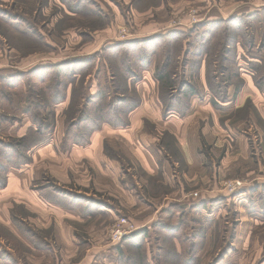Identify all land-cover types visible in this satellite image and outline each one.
Here are the masks:
<instances>
[{
	"label": "rangeland",
	"instance_id": "1",
	"mask_svg": "<svg viewBox=\"0 0 264 264\" xmlns=\"http://www.w3.org/2000/svg\"><path fill=\"white\" fill-rule=\"evenodd\" d=\"M263 33L264 0H0V75L16 73L0 80V141L5 143L0 146V193L11 174L24 171L30 175L31 194L50 207L67 208L59 223L51 209L44 219L17 205L9 217L6 212L0 223V264H264V50L259 51ZM28 57L33 60L29 65ZM70 57L83 63L60 64ZM166 60L169 71L177 75L167 92L156 81L154 94L163 101L164 119L181 118L190 110L192 97L182 91L181 83L190 85L197 100L210 95L224 105L242 95L244 101L250 99L243 101L236 119L216 109L214 120L208 117L199 127L201 157L209 165L193 164L190 177L184 176L186 192L197 197L155 204L153 193L163 190L162 182L150 179L118 152L112 157L126 174L124 182L149 185L143 191L136 188L134 204L82 186L87 170L82 166L70 173L71 149L87 147L93 134L107 131L112 144L124 150L119 133L113 135L130 130L129 117L140 106L133 109V104L142 99L138 85L146 80L144 73L154 66L155 74V67ZM219 60L224 62V84H229L226 92ZM49 62L61 66L37 72L28 82L27 75L12 80ZM199 73L209 92L199 84ZM247 82L250 92L243 91ZM55 94L58 99L50 105ZM143 95L151 97L153 91ZM28 105L31 115L26 113ZM77 109L83 110L79 122ZM144 111L138 112L141 119L145 116L138 131L148 139L158 128ZM236 121L238 126L233 125ZM25 126L29 127L24 135L16 137ZM37 128L40 135L16 144ZM161 139L158 148L179 160L169 137L164 134ZM86 140V145L79 144ZM28 143L36 145L26 150ZM44 146L50 155L40 165L35 155ZM55 156L63 160L49 167ZM182 168L176 166L175 179L170 176L173 183L182 180ZM230 184L237 187L231 190ZM166 189L169 194L173 188ZM91 195L107 204L94 202ZM138 204L151 209L136 212ZM77 205L86 210L73 208ZM103 206L110 208V220L98 219L97 223L107 221L98 229L95 211H106ZM72 209L77 210L73 216ZM118 217L133 223L137 235L112 244L109 232Z\"/></svg>",
	"mask_w": 264,
	"mask_h": 264
},
{
	"label": "crops",
	"instance_id": "2",
	"mask_svg": "<svg viewBox=\"0 0 264 264\" xmlns=\"http://www.w3.org/2000/svg\"><path fill=\"white\" fill-rule=\"evenodd\" d=\"M252 41H253L252 42L253 45L254 39ZM262 42L263 44L261 46V50H259L261 51V53L264 50V33H263ZM53 53L55 52L53 51ZM29 57L28 59L30 61H28L27 65H29L31 61H33ZM58 57L59 59H61L60 58L61 56ZM70 58L73 59V57ZM258 59L262 60L261 57ZM252 60L255 61V59ZM259 60H257L258 63H260ZM46 65H51V63L49 62ZM153 69L154 66H151L150 73L147 72L144 73L143 78L144 79L146 78V80L144 81L145 83L141 82L138 85V90L140 92V95L142 94L141 95L142 99L141 102L140 101L138 102L136 107L140 105L138 111L139 113L142 112V110L144 109L145 114H151L149 121L148 120L147 121L149 123L151 122L154 125H157L158 128L157 134L154 136L149 133L150 136L147 135L149 137V138L147 137L148 139L142 137L141 133L138 131V128L140 126V123H142L140 121L143 120L144 122L145 116L142 117L141 119L139 117V113L134 111L136 113L132 115L130 114L131 116L129 117L131 120L130 121L131 126L129 128L130 130L120 131L115 133V135H113L116 136L119 133V139L123 140L125 144L124 150H120L112 144L111 142L112 135L107 131H102L101 133L93 134L90 138V142L87 145V147L85 146L82 148L80 147L72 148L69 153V159H70L69 161L71 166L73 167L70 173L75 174V172H79L80 167L84 166L87 170L88 177L86 178L85 176L87 182L86 184L82 183V186L86 187L87 185V189L92 186L93 191L95 193H102L103 195L107 194L112 198H117L116 196H118L119 198L125 199L134 204L136 198L135 195L136 188H138L141 191H143L144 188L146 189L149 188L148 183L145 182L142 184L136 183L134 186H129V183L127 181H126L127 183L124 182L123 178L126 176V174H124L120 163L112 157L115 154L114 152H118L122 154L134 166L137 165V167H140L141 170L146 175H148L150 179H154L155 177L156 179L162 182L160 184H162L163 190L159 191L156 195L154 194L155 192L153 193L154 198L152 199V202H154L155 204L163 205V204H168L169 201H174L176 199L177 202L178 201L183 202L185 199H189L192 193L186 192V190H188L189 188L187 186V183L185 182L184 176L187 175V177H190V172L188 170L191 168L190 166H192L193 164L199 165L201 168L202 166L209 165L208 163L206 164V161H204L205 159L201 157V154L203 153L200 148V146L202 145L199 139V127H201V125L203 124L205 125L208 117L214 120L215 118L214 115H216V111H215L216 109H218V111L224 110L221 112L227 111L226 114H229L231 116L233 115L230 119L228 117L229 115H225L224 119L226 118L229 120H233L232 118L236 119V117H238V115L240 114L239 113L240 109H242L244 104L247 103L248 101L250 102L249 98L244 101V97L242 95L241 98L236 100V102L235 101L232 102L231 99L230 100L228 99L227 100L228 102H225L224 105H221L222 103L213 99L210 95L208 96L207 99L204 100H199V99L197 100V98H195L193 95L192 98L189 100L190 110L185 116L180 118L173 115L164 119L162 116L163 101L157 98V96L154 94V92H156L155 86L158 87V83L156 82L155 79H153L154 77H152V75L154 76ZM7 72L1 73L3 75H0V80L3 78H10L16 74L13 73V71H9V70ZM199 76H200L199 84L201 86H204V91L209 92L205 83L204 75L202 73H199ZM244 87H245L243 90L244 92H250L249 82H247ZM199 90L202 89L200 88ZM254 90L257 93H259L255 87ZM151 91H153V95L151 97H149L148 95H143L144 92H151ZM240 91L242 93V90ZM243 101L245 102L244 104ZM247 105L250 106V104ZM215 106L217 108H215ZM147 108L154 109V111L152 112L154 113V115L148 112ZM233 125L238 126L239 121H236ZM28 127L29 126H25L22 128V130L19 129L18 132L22 134L16 135V137L23 136L24 135L23 132H25ZM164 134L168 135L173 140L172 143L174 146L173 150L177 152V155L179 157V160L174 161L175 163L173 161H170L169 158L161 151V149L158 148V143H160V141L162 140L161 138L162 136H164ZM7 136L12 137L13 134L7 133ZM48 147H50V145ZM49 152L50 150L47 149L46 146L45 148H40L37 155H35L36 157L39 158L40 165H42L43 162L45 163V161L47 162V156L50 155ZM60 160L63 159H58L55 156V159L54 160L51 159L50 163H48L49 167H56ZM64 162L65 161H63V163ZM63 163L61 164L63 165ZM179 165L183 167L182 168L183 178H181L182 180L179 181L175 180L174 181L175 183H173L170 179L171 178L170 176H172V178L175 179L174 173L175 172L178 173L177 170L175 169L176 166L178 168ZM66 174H68V169L66 170ZM186 180L189 181V178ZM30 185H31L30 175L28 176L27 174H24V171L21 174L18 175L11 174L8 177L6 186L4 190L0 193V223L1 224L5 222L4 219L6 217V212L9 217L10 210L12 211L15 205L20 206L21 208L27 210L33 216L37 214L39 215L40 218L43 217V219L46 217V214H49L48 210L50 211L51 209L55 214L54 217H57L58 223L60 221L61 215L62 216L67 215L64 214L66 213L65 211H67L64 210L67 209L66 207H62V206L61 207L56 206V208L50 207L48 206V203L46 204L44 200L42 201L40 198H37L35 195L31 194V192L28 190ZM159 185L157 186L158 188ZM167 186L169 188H173L170 189L171 192L169 194H168L169 190L166 189ZM75 194L77 196H81V195L84 196V194L80 195V193H75ZM84 198H87V200L90 199L87 197V195L84 196ZM91 198L94 199V202L97 203L103 202L104 204H107V202L101 199H98L99 202L96 201L97 199H95L93 195H91ZM79 199L81 200L82 198ZM82 200H86V199H82ZM140 201L143 203V205L147 204L146 200H140ZM154 203H152V205H154ZM135 204H137V202ZM143 205L140 204L139 206L138 204L137 206L138 208L136 207V212H140L142 214L147 211L149 212L151 208L147 206V209H144ZM73 208H79L82 211L86 210L85 207L83 208L80 205H77L76 207ZM102 208L103 209L107 208V209L106 211L105 210L95 211L96 213H98L97 217L94 220L95 223H97L98 219H100L101 217H106V220H110V213H108L110 208L106 206L105 207L103 206ZM74 210L76 209L70 210L72 212L71 213L72 216L76 214ZM157 211H159V208L155 207V209H153V213L157 214ZM114 213L118 215L119 212L117 211ZM167 213L168 212H162V215H167ZM82 218L79 217L80 220H82ZM106 220L103 219L102 222L100 221L99 223H97L98 225L97 228L100 229L102 225H104ZM44 223L45 222L42 221V224ZM42 227L43 229H46L45 225H43ZM60 229L61 228L57 229L56 226L55 230H60ZM22 245L24 244L22 243Z\"/></svg>",
	"mask_w": 264,
	"mask_h": 264
},
{
	"label": "trees",
	"instance_id": "3",
	"mask_svg": "<svg viewBox=\"0 0 264 264\" xmlns=\"http://www.w3.org/2000/svg\"><path fill=\"white\" fill-rule=\"evenodd\" d=\"M223 60V59H222ZM222 60H219V62H220V72H219V74H220V81H221V83L223 84V85H226L224 88H225V90H224V92H226V89L228 88V85L229 84H224V81H223V74H224V71H223V68H224V62L222 61ZM80 63H83V61H80V60H76V59H72V60H69V61H66V62H63V63H60V64H62V65H67V66H77V65H80ZM259 64H261V63H259ZM263 64V66H262V72L264 73V62L262 63ZM61 65H59V64H54V65H45V66H40V67H35V69H33V71H29L28 73H26V74H22V73H20V74H18V75H16L12 80H14L15 82H17V81H19L20 80V77H22V76H24V75H27L26 77H24V78H26V80H27V82H28V80H29V77H31V76H34L37 72L39 73L40 71H42V70H50V69H54V68H59ZM168 66H169V63H168V61L166 60L165 62H164V64H163V66L162 67H155V74H154V79L159 83V85H160V89L162 90V91H164V92H167L168 90H170L171 88H172V86H173V83L175 82V80H176V78H174L173 76H176L177 74L176 73H173V72H171V71H169V68H168ZM172 74H174V75H172ZM22 75V76H21ZM183 76V75H182ZM210 78V77H209ZM11 79H8V80H2V84H6V83H9V81H10ZM223 81V82H222ZM260 82H262V78L259 80V83ZM259 83H258V85H259ZM188 86H189V88H188ZM221 86V85H220ZM181 87H182V91H187L188 92V94H189V97L191 96H193V91L192 90H190L191 89V87H190V85H188L187 83H181ZM210 87H211V85H210ZM116 90V89H115ZM178 97H180V95H177ZM225 97V96H224ZM60 98V97H59ZM56 99H58V96L55 94L54 95V98H53V100H52V102L50 103V105L51 104H53V102H54V100H56ZM88 100V99H87ZM139 102V101H138ZM138 102L137 103H135V104H133V109L136 107V105L138 104ZM89 105V102L87 101V103L86 104H84V106H82L81 108L82 109H85V108H87V106ZM37 107H39V106H35V108H37ZM48 107V106H47ZM167 107V106H166ZM31 108H32V106H30V105H28V110L26 111V113L28 114V115H31ZM79 110V109H77V114H79L80 115V113H81V116L80 117H78L77 118V122H79V121H81L82 119H81V117H82V112H83V110ZM168 110H170V108H168L167 107V111ZM172 111H175V110H172ZM80 112V113H79ZM70 126H74V122H72L71 123V125ZM94 130L95 129H93V132H94ZM40 133H41V129L40 128H37V129H35V130H31V129H29L28 130V132H27V135L26 136H24L23 138H22V141L21 142H19V143H16V144H20V143H22V144H24V142H25V140H26V138L28 137V136H31V135H33V137H35L36 135H40ZM166 136H168V135H166ZM169 137V136H168ZM169 139L171 140V143H170V147H171V149L173 150L174 149V146H173V140H172V138H170L169 137ZM163 141H164V139H163ZM88 143V141L86 140V141H83V142H79V144H81V145H83V144H87ZM78 144V143H77ZM5 145V143H3V142H1L0 141V146H4ZM17 145V146H18ZM34 145H36V144H29L28 143V145H27V149L26 150H28V149H30L32 146H34ZM7 146V145H6ZM170 148H167V150L169 151V150H171ZM162 151H163V153L164 154H166V156L169 158V160L170 161H175V160H172L171 159V157H169L168 156V154H167V152H166V150L164 149V148H162L161 149ZM176 152V151H175ZM176 154H177V152H176ZM135 235H137L136 233H133L127 240H132V239H134V236ZM126 240V241H127Z\"/></svg>",
	"mask_w": 264,
	"mask_h": 264
},
{
	"label": "built area",
	"instance_id": "4",
	"mask_svg": "<svg viewBox=\"0 0 264 264\" xmlns=\"http://www.w3.org/2000/svg\"><path fill=\"white\" fill-rule=\"evenodd\" d=\"M125 32H123L121 35L124 36ZM237 187V184H230L229 188L233 190ZM192 197H197V194H192ZM137 228L135 225L124 217L118 218L114 225L112 226L110 232H109V241L112 244H118L120 243L124 238L127 236H130L131 234L135 233Z\"/></svg>",
	"mask_w": 264,
	"mask_h": 264
}]
</instances>
